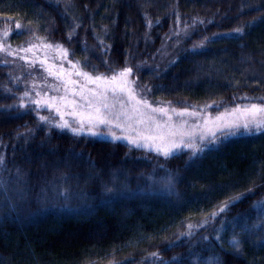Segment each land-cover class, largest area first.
Here are the masks:
<instances>
[{
	"label": "trees",
	"instance_id": "16d2710c",
	"mask_svg": "<svg viewBox=\"0 0 264 264\" xmlns=\"http://www.w3.org/2000/svg\"><path fill=\"white\" fill-rule=\"evenodd\" d=\"M5 29L13 49L31 42L44 59L56 53L41 41L59 43L93 75L131 67L128 79L154 107L214 105L215 117L264 102V0H0V38ZM23 64L0 62V264H264V208L254 207L264 202V130L217 133L191 161V150L165 160L73 136L40 122L32 105L14 107L47 75ZM169 172L171 191L162 186ZM235 196L244 199L211 218ZM189 224L194 234L181 237Z\"/></svg>",
	"mask_w": 264,
	"mask_h": 264
},
{
	"label": "snow or ice",
	"instance_id": "6c2138e0",
	"mask_svg": "<svg viewBox=\"0 0 264 264\" xmlns=\"http://www.w3.org/2000/svg\"><path fill=\"white\" fill-rule=\"evenodd\" d=\"M195 23L196 21H193V24ZM199 23L202 24L204 21H199ZM150 25L151 21H149ZM16 27L19 29L20 25L17 24ZM235 31L242 32L241 29ZM21 34L16 33L17 36ZM8 35L9 30L5 29L0 38V54H2L0 62L5 66H14L15 58H18L24 61L21 67L26 66L29 70L34 69L39 63L40 68L47 74L41 77L43 87L38 85L33 78L31 86L26 85L22 95L18 98L20 103L14 107L26 108L32 105L40 122L50 124L61 131L67 130L73 136L86 135L110 143L125 141L127 145L154 152L165 160L177 158L182 152L191 150L188 153V159L191 161L204 151L201 145L205 141L209 144L217 142L220 138L217 133H222L226 138L236 135L241 128L247 134H251L252 128L257 131L264 130V102L257 104L249 101L243 106L237 104L215 117L207 111L214 105H206L202 109L191 106V110L187 106L180 110L170 106L154 107L143 95V90L137 88L135 81L128 79L133 73L131 67H125L119 71L108 68L107 71L111 75H93L83 71L79 61L73 63L68 60V50L62 44L41 41L46 51H54L56 55L50 57L46 54L44 59H40L34 51L37 45L29 42L28 47L13 49L7 42ZM68 38L71 40V33ZM199 47H203V43ZM21 53H32L34 58L30 59ZM5 57L14 59L8 60ZM49 59L58 60L60 63H48ZM64 61H67L74 71L66 70ZM84 66L90 67L87 64ZM93 71L97 70L93 67ZM73 75L81 79H73ZM28 76H32L31 71L28 72ZM48 77H52L56 83L49 84ZM10 79L17 83L20 80L19 77H10ZM89 85H94V87H89ZM61 89H63V94H60ZM49 91L54 94L50 96ZM8 94H13L11 89L8 90ZM25 100L28 101L27 104L24 103ZM242 100H249V98L244 97ZM44 109L50 113L54 112L59 119L54 122L52 116L40 114ZM66 117L71 119H66ZM227 117L234 119L228 120ZM117 129L120 131L119 135L115 131ZM197 138L200 143H197ZM2 165L3 158H0V166ZM174 182L175 176L169 172L162 186L171 191L174 188ZM153 183L161 182L153 181ZM3 187V183L0 182V188ZM105 191L111 193L113 188H105ZM243 199V196H235L224 201L218 210L210 214L211 218L220 216L230 206ZM254 207L264 208V202H259ZM186 227L188 230L180 233L181 237H191L197 226L189 224ZM230 244L234 249L239 250L241 241L233 234ZM152 255L158 257L159 254L153 253ZM209 264H219L218 258L214 256Z\"/></svg>",
	"mask_w": 264,
	"mask_h": 264
},
{
	"label": "rangeland",
	"instance_id": "374dc122",
	"mask_svg": "<svg viewBox=\"0 0 264 264\" xmlns=\"http://www.w3.org/2000/svg\"><path fill=\"white\" fill-rule=\"evenodd\" d=\"M60 62V61H59ZM67 70H69V71H72L71 69H68L67 68ZM74 71V70H73ZM93 74V73H92ZM73 79H81L80 77H75L74 75H73ZM90 86V85H89ZM91 87H94V85H91Z\"/></svg>",
	"mask_w": 264,
	"mask_h": 264
}]
</instances>
